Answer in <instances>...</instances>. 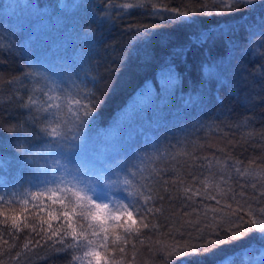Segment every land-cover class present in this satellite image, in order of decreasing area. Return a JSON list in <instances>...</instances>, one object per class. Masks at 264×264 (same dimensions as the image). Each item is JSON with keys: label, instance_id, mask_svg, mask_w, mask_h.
Here are the masks:
<instances>
[{"label": "trees", "instance_id": "1", "mask_svg": "<svg viewBox=\"0 0 264 264\" xmlns=\"http://www.w3.org/2000/svg\"><path fill=\"white\" fill-rule=\"evenodd\" d=\"M125 2L133 0H0V36L11 41L7 45L11 54L0 59V122L5 128L17 125L31 134L27 142L21 135L11 143L38 154V165L22 167L12 148L0 151V158L12 161L9 168L0 167V187L8 182L9 190L18 193L21 200L0 206V232L12 234L7 244L0 240V264H74V255H82V248L73 254H69L72 249L60 254L49 249L65 232L69 235L64 244L72 241L73 230L80 245L95 241L99 264H165L166 259L170 264H181L189 257L168 255L176 231L173 222L179 226L182 220L195 219L193 208L202 211L204 206L218 207L216 200L199 194L187 200L185 187L215 195L219 185L244 191L249 198L258 195L252 184L264 187V79L259 78L264 73V48L260 47L264 40L257 35L264 26V2L256 3L251 11L241 5L239 11L223 15L215 14L217 7L212 0H144L142 9H123L121 4ZM205 4L214 14H200ZM154 7L193 14L184 18L169 11H154ZM204 36L209 39L203 40ZM225 39H231L234 45H229L233 66L228 77L231 83L221 85L214 65L229 54ZM67 46L79 53L64 51ZM76 56L86 58V63L72 64L71 58ZM28 63L41 68L62 88L71 87L75 81V90L81 93L99 94L98 88L104 89L103 102L87 118L84 141L77 154L71 155L82 169L80 178L95 187L105 162L127 165L130 172L138 173L135 182L145 192L151 189V194L159 192L164 197L154 201L155 207L163 205L161 213L147 214L143 221L135 211L131 218L126 214L115 221L109 218L104 225L106 231L93 235L89 221L79 214L61 216L59 200L53 205L35 191L36 169L46 162L41 157L57 153L49 151L56 142L41 131L46 125L33 122L35 109L30 113L17 102L24 96L19 81L30 71ZM104 77L110 79L102 82ZM10 80L16 83L10 85ZM93 81L100 82L98 88ZM234 87L239 89V96L232 94ZM128 107L131 114L125 110ZM141 118L145 120L138 123ZM9 135L0 131V143L8 145ZM105 135L114 139V146L100 145ZM236 168L248 175L237 174ZM47 175L53 176L51 170ZM205 180L207 187L201 183ZM106 190L113 200L126 194ZM27 192L36 200L29 198L24 205L23 194ZM41 199L45 207L38 211L32 205ZM217 199L223 203L225 198ZM48 206L56 209L52 217L47 215ZM260 206H264V199ZM253 207H257L255 202ZM185 212L192 215L184 216ZM13 217L19 231L12 227ZM143 223L149 227L141 228ZM153 223L159 225L158 229H152ZM181 231L183 235L174 237L181 244L189 239V233L195 235L191 227ZM260 236L253 231L206 256L192 257L190 264L197 259L205 264H262L264 239ZM61 247L55 244V248ZM87 258L92 257H84L83 262Z\"/></svg>", "mask_w": 264, "mask_h": 264}, {"label": "snow or ice", "instance_id": "2", "mask_svg": "<svg viewBox=\"0 0 264 264\" xmlns=\"http://www.w3.org/2000/svg\"><path fill=\"white\" fill-rule=\"evenodd\" d=\"M258 2H264V0H212V3L217 7L215 11L217 15L239 11L241 5L251 11ZM121 7L123 9H132L134 7L142 9L145 7V4L144 0H133V2L122 3ZM204 7L205 10L201 11V15L214 14L212 10H207V4ZM154 11H169L184 18L193 14L190 11H181L176 8L158 9L154 7ZM160 18L163 19L164 17ZM257 35L261 36L262 40H264V26H262L261 31ZM207 39H209L208 36L203 37V40ZM10 44V40L0 36V59L5 55L11 54L10 49L7 48V45ZM224 45L226 48H229V45H232L231 39H225ZM232 47L234 48V45ZM260 47L264 48V43H261ZM231 56L232 48H229V54L221 57L219 62L214 65L221 85L231 83L228 79L233 66ZM27 67L30 71L26 72L19 81L21 87L25 89L24 96H21L17 102L21 108L28 109L30 113L35 109L32 120L33 122L42 121L46 125L41 131L56 142L55 146L49 148V151L57 153L56 156L41 157L46 162L43 168L38 166L36 169L37 182L33 184L35 191L41 194V196H46L47 200L53 205L59 200L61 205L59 212L61 216L67 218L69 217V213L73 215L79 214L82 219L89 221L88 228L93 229V235L100 231H106L104 225L109 218L115 221L119 220L120 216L125 214L131 218L132 212L135 211L137 215L141 216V220L143 221L147 218V214L161 213L163 211V205L155 207L154 201H162L164 197L159 192L154 195L151 194V189L145 192L135 182L134 178L138 173L130 172L127 165L117 164L112 166L110 163L105 162L102 168V175L95 187H89L80 178L82 169L74 163L71 155L77 154V150L84 141V128L88 124L87 118L103 102L101 97L104 95V89L98 88L100 82L93 81V86L98 88L99 94L95 91L81 93L75 90L78 88L75 81L72 82L71 87L62 88L55 80H49L42 72V69L38 68L35 64L28 63ZM259 78L264 79V73H261ZM109 79L110 77H104L102 78V82H107ZM33 81H35V84L32 83ZM42 81L49 82L44 83L42 87H36ZM13 83H16V81H9L10 85ZM107 87H111V84L108 83ZM53 92L58 94L53 95ZM232 94L239 96V89L234 87ZM245 103H248V101H245ZM2 110L3 106L0 105V111ZM0 131L10 133L7 138L10 143L8 145L0 143V151H7L8 148H12L16 153V161L22 167L27 164L38 165V154L32 152L30 148L11 143L19 139L21 135H23L25 142H27L31 139V134L23 132L17 125L9 124L5 128L3 122H0ZM60 153H63V156ZM48 160L51 161V164L47 163ZM217 162L219 163V161ZM11 163L12 161L10 159L0 158V167L2 168H9ZM234 163L238 164L242 163V161H234ZM249 163L251 165L253 162L250 161ZM209 167H211L210 164ZM49 170L53 173L51 178L47 175ZM235 171L239 175H248V173L242 172L240 168H236ZM164 183H167V181ZM201 183L206 187L208 186L206 180L201 181ZM225 183H227V180H225ZM244 187V185H241L242 189ZM251 187L258 192V195H253L251 198L246 196L244 191L236 192L232 188L224 189L219 185L216 186L215 195L208 194L206 191L201 193L199 189L194 191L191 187H185L184 193L187 200L191 201L194 196L199 194L203 195L204 199L216 200L218 207L204 206L202 211L193 208L195 219L182 220L179 226L173 222V227L176 231L173 234V243L169 246L170 251L168 255L172 258L187 256L189 259L182 260L181 264H190L192 257L206 256L220 245L240 240L253 231L259 232L261 234L260 238L264 239V206H260L262 199H264V187L257 188L256 184H252ZM106 189L120 191L126 194L119 200H113L110 198ZM189 192L192 193L191 196L187 195ZM23 196L22 203L24 205L28 204L29 198L33 201L36 200V197L31 196L30 192L24 193ZM217 196L225 198L223 203L222 200L217 199ZM17 197L18 193L10 191L8 182H4L2 187H0V206L8 207L14 203H20L21 200H18ZM228 200H231L233 203H229ZM253 202H255L257 207H253ZM109 204L112 205L111 208H109ZM233 204H235V207H233ZM32 206L37 208L38 211L43 210L45 207L43 199L34 203ZM53 211H56V209L48 206L47 215L52 217ZM190 215L192 213H184V216ZM6 222L7 220L5 219ZM12 227L16 231H19L15 217H13ZM48 227L51 229L52 225L49 224ZM68 227H71V225H68ZM143 227L148 228L149 225L144 223ZM158 227L159 225L152 224L153 230L158 229ZM185 227H191L195 231V235L189 233V239L181 244L174 237L177 234L183 235L184 233L181 229ZM35 230L33 228V231ZM41 230L43 229L41 228ZM58 231L59 228L53 232V235H56ZM128 231L131 232V228ZM11 235L7 231L0 232V240H3L7 244V237ZM68 235L69 233L65 232L63 237L54 241L49 246V249L57 254L72 249L73 252L69 254H73L77 249L82 248V255H74V264L75 261H81L82 264L84 257H92V259H95L99 255V252L94 247L95 241L87 240L83 245H80L76 240L75 230L72 233V241L64 244V240ZM104 239L106 240L107 237L105 236ZM39 243L37 241V245ZM56 243L61 244L62 247L59 249L55 248ZM24 248L27 249L28 244H25ZM120 251L123 252L124 248L121 247ZM17 255L19 256V254ZM89 264H91V261H89ZM165 264H170V260L166 259ZM194 264H205V261L203 259H197ZM262 264H264V261H262Z\"/></svg>", "mask_w": 264, "mask_h": 264}, {"label": "bare ground", "instance_id": "3", "mask_svg": "<svg viewBox=\"0 0 264 264\" xmlns=\"http://www.w3.org/2000/svg\"><path fill=\"white\" fill-rule=\"evenodd\" d=\"M68 50V52L69 53H72V54H78L79 52H74L73 50H74V48H71V47H69V46H67V48H65L64 49V51L65 50ZM66 58V57H65ZM69 58V60H70V58L71 57H68ZM67 59V58H66ZM74 61V62H73ZM71 62H72V64L74 63V64H81V65H84L85 63H86V58H84V57H80V56H76V57H73V58H71ZM129 105V104H128ZM131 107H128V108H126L125 110H128L129 111V109H130ZM131 110L129 111V113L131 114ZM139 120V119H138ZM145 120V118H141L140 119V121H138V123H142L141 121H144ZM118 125V124H117ZM104 136V135H103ZM106 137H103V138H101L100 139V145L101 146H103V147H107V148H109V146H114L113 145V143H114V139L112 138H109V136H107V135H105ZM138 136V135H137ZM145 143H147V141H144L143 142V144H145ZM131 164H133V163H131ZM130 164V165H131ZM133 167L134 168H132V169H135V163H134V165H133ZM131 169V168H130Z\"/></svg>", "mask_w": 264, "mask_h": 264}, {"label": "rangeland", "instance_id": "4", "mask_svg": "<svg viewBox=\"0 0 264 264\" xmlns=\"http://www.w3.org/2000/svg\"><path fill=\"white\" fill-rule=\"evenodd\" d=\"M134 220H132V222H133ZM142 223V222H141ZM144 224V223H143ZM141 226V228L143 227V225H140ZM140 226H134V227H140ZM143 261H146V259L144 258V257H142L141 258ZM89 261H91V264H99V261H98V259H92V258H87L86 259V261L85 262H83V264H89Z\"/></svg>", "mask_w": 264, "mask_h": 264}]
</instances>
